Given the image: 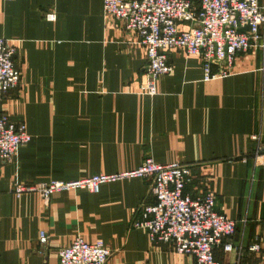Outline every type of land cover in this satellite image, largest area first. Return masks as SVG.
I'll list each match as a JSON object with an SVG mask.
<instances>
[{"label":"crops","instance_id":"1","mask_svg":"<svg viewBox=\"0 0 264 264\" xmlns=\"http://www.w3.org/2000/svg\"><path fill=\"white\" fill-rule=\"evenodd\" d=\"M0 38L17 47L22 75L0 97V113L32 135L0 164V264H59L77 235L103 241L112 250L107 264H196L132 226L139 208L154 203L149 179L64 191L48 206L36 193H14L17 185L132 171L148 156L190 165L189 191L213 192L217 211L236 221L230 242L241 250L218 249L219 262L264 264V156L253 164L251 141L259 132L264 144V54L240 53L230 76L204 82L200 58L169 52L172 71L151 97L140 91L146 51L105 14L103 0H0ZM258 242L262 250L250 252Z\"/></svg>","mask_w":264,"mask_h":264},{"label":"built area","instance_id":"2","mask_svg":"<svg viewBox=\"0 0 264 264\" xmlns=\"http://www.w3.org/2000/svg\"><path fill=\"white\" fill-rule=\"evenodd\" d=\"M103 7L107 16L139 37L146 51L140 91L151 97L157 95L158 80L172 71L169 52L182 51L200 58L204 82L230 76L240 53L264 54V0H103ZM46 19L54 22L56 14L50 13ZM17 51L12 42L0 38V97L21 86ZM262 137L259 132L251 135L255 166L264 156ZM31 141L24 123L0 113V164L13 162L19 149ZM134 178L151 181L154 203L139 208L142 218L132 226L146 230L153 243L168 244L178 255L194 258L196 264H222L216 259L220 248L225 253L241 250L230 242L237 232L236 221L217 211L216 195L189 191L194 174L187 164H159L148 156L132 171L71 182L17 185L14 193L17 197L36 193L48 206L55 194L64 191L85 189L98 193L104 184ZM48 239L45 231L40 232L41 245H46ZM261 250L259 242L249 248L252 253ZM111 255L112 250L103 241L88 242L77 235L59 251V264H107Z\"/></svg>","mask_w":264,"mask_h":264}]
</instances>
